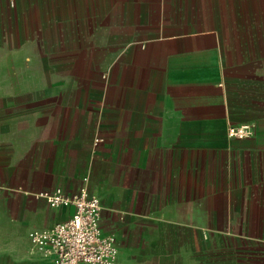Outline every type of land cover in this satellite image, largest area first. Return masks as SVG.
Returning <instances> with one entry per match:
<instances>
[{
  "label": "crops",
  "instance_id": "0c3cea01",
  "mask_svg": "<svg viewBox=\"0 0 264 264\" xmlns=\"http://www.w3.org/2000/svg\"><path fill=\"white\" fill-rule=\"evenodd\" d=\"M243 2L83 0L110 42L88 51L83 86L9 113L7 58L28 51L26 24L9 38L0 0V264H53L28 232L73 211L44 192L82 186L100 198L115 264H248L240 253L264 234V54L238 33L253 23L231 14ZM242 123L244 136L228 135ZM201 233L231 235L208 245Z\"/></svg>",
  "mask_w": 264,
  "mask_h": 264
},
{
  "label": "rangeland",
  "instance_id": "374dc122",
  "mask_svg": "<svg viewBox=\"0 0 264 264\" xmlns=\"http://www.w3.org/2000/svg\"><path fill=\"white\" fill-rule=\"evenodd\" d=\"M20 1L7 0L9 38L13 39L15 28L19 30V26L26 24L23 48L28 50L23 57L9 55L7 58L10 105L13 102L9 106V113L30 112L38 105L32 99L44 91L58 92L66 82H78L83 86L86 68L94 61L88 51L95 55L110 43L102 35L109 26L92 25L83 20V0H24L26 10L23 12L12 7ZM231 14L247 17L253 22L243 26L238 33L251 40L247 47H252L257 56L264 54V0H246L242 8L233 9ZM95 33L96 39H90L89 34ZM10 41L9 47L19 45ZM16 82H23L30 88L17 89ZM229 235L201 233L200 240L201 244L211 245L212 242L229 239ZM256 235L263 238L249 240L253 248L240 253L247 258L248 264L256 260L264 264V234Z\"/></svg>",
  "mask_w": 264,
  "mask_h": 264
},
{
  "label": "built area",
  "instance_id": "2783aa9c",
  "mask_svg": "<svg viewBox=\"0 0 264 264\" xmlns=\"http://www.w3.org/2000/svg\"><path fill=\"white\" fill-rule=\"evenodd\" d=\"M251 125H229V136L242 137ZM51 206L73 205L70 216L50 228H33L28 232L33 249L53 264H115L116 239L104 233L99 222L100 198L89 194L82 186L76 194L68 195L60 188L44 192Z\"/></svg>",
  "mask_w": 264,
  "mask_h": 264
}]
</instances>
